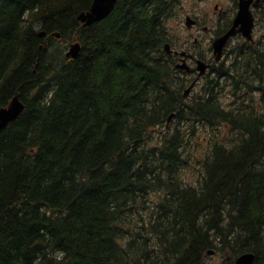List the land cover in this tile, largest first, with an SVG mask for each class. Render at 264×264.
Instances as JSON below:
<instances>
[{
  "label": "trees",
  "instance_id": "trees-1",
  "mask_svg": "<svg viewBox=\"0 0 264 264\" xmlns=\"http://www.w3.org/2000/svg\"><path fill=\"white\" fill-rule=\"evenodd\" d=\"M92 1L0 0V107L26 104L0 134V264H264V1L187 99L182 0L83 27Z\"/></svg>",
  "mask_w": 264,
  "mask_h": 264
},
{
  "label": "water",
  "instance_id": "water-1",
  "mask_svg": "<svg viewBox=\"0 0 264 264\" xmlns=\"http://www.w3.org/2000/svg\"><path fill=\"white\" fill-rule=\"evenodd\" d=\"M119 0H93L91 6L87 10H83L77 16L78 20L82 23L83 27L91 26L92 24L98 23L112 14L115 10ZM262 0H240V9L235 19L234 25L222 36L215 39L214 53L216 60L220 61L224 49L229 40L241 33L248 41L254 42V29L256 26V18L251 9L253 4L255 7L260 5ZM189 27L194 23L193 19L189 16L186 21ZM41 36L46 35V31L40 32ZM53 36L60 38L61 34L58 31L52 33ZM166 50L171 51L170 44H166ZM82 50V44L76 39V37L69 42L66 50L67 57L77 58ZM185 53V52H183ZM208 64L204 61L199 60L197 69L199 70L197 79L185 90L184 98L189 97L191 91L195 87L197 81L207 73ZM185 62L178 65V68H187ZM26 108L25 102L21 98L20 92H17L9 102L0 107V134L6 130L9 125L18 120L24 113ZM175 113H172L168 118V123L171 122ZM215 251L209 250L208 254L213 255ZM256 255L254 252H245L237 256L233 264H254Z\"/></svg>",
  "mask_w": 264,
  "mask_h": 264
},
{
  "label": "flooded vegetation",
  "instance_id": "flooded-vegetation-1",
  "mask_svg": "<svg viewBox=\"0 0 264 264\" xmlns=\"http://www.w3.org/2000/svg\"><path fill=\"white\" fill-rule=\"evenodd\" d=\"M202 1H209L210 3V0H202ZM263 1L264 0L261 1L258 7H255L253 4L251 5V9L254 13L255 18L258 9L261 8L263 4ZM239 9H240V0H219V1L214 0L212 13L188 14L186 16V17L191 16V18L194 21L191 27L187 26L188 29L192 31L193 34L194 32L195 33L198 32L194 36L195 43L200 41L202 37V33L204 32H208L211 36L208 50L201 49L199 51L198 50L192 51L191 48L184 49L183 47H180L181 48L180 49L178 43L174 45L171 44L170 53L176 55L177 66L183 62L186 63V65L188 66L187 68H179V69H182L189 74V76L192 78V83L196 80L198 76L197 66L199 60H202L209 65L207 69V73L203 75V77L200 79L201 81L207 76L208 73H212L213 65H218L223 60H229L231 46L233 45V43H235V41L237 42L240 39H244V37L241 34L232 37L229 40L228 44L225 46L222 59L220 61L216 60L213 43L216 38L225 34L234 25ZM200 81H198V83Z\"/></svg>",
  "mask_w": 264,
  "mask_h": 264
},
{
  "label": "rangeland",
  "instance_id": "rangeland-1",
  "mask_svg": "<svg viewBox=\"0 0 264 264\" xmlns=\"http://www.w3.org/2000/svg\"><path fill=\"white\" fill-rule=\"evenodd\" d=\"M219 1V0H216ZM213 1H202V0H182L181 1V7L178 9L179 15L177 18L173 19L171 21V28H172V33L175 37V42L174 44L178 43L179 48L183 47L184 49L191 48V50H201V49H206L208 50L209 48V41L211 39V36L208 32L202 33V37L200 41L196 42L194 41V36L198 32L192 33L190 31L185 22L187 20V15L188 14H210L213 11ZM208 23V22H207ZM261 35V32L257 31L255 32V36L259 37ZM237 42L233 43L231 46V49L235 47ZM177 46V47H178ZM181 49V48H180ZM209 55V53H208ZM214 76V75H213ZM212 76V77H213ZM205 79H202L200 83L196 86L193 94H197L205 84ZM224 257L220 254L216 255H208L206 257V264H221L223 262Z\"/></svg>",
  "mask_w": 264,
  "mask_h": 264
}]
</instances>
